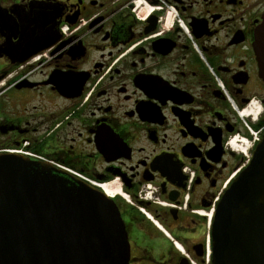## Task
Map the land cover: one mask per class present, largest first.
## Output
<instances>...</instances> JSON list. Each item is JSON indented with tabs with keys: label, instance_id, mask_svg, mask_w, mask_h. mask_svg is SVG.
I'll list each match as a JSON object with an SVG mask.
<instances>
[{
	"label": "flooded vegetation",
	"instance_id": "af4514ba",
	"mask_svg": "<svg viewBox=\"0 0 264 264\" xmlns=\"http://www.w3.org/2000/svg\"><path fill=\"white\" fill-rule=\"evenodd\" d=\"M250 131L264 0H0V153L117 187L128 264H211Z\"/></svg>",
	"mask_w": 264,
	"mask_h": 264
},
{
	"label": "water",
	"instance_id": "95a60500",
	"mask_svg": "<svg viewBox=\"0 0 264 264\" xmlns=\"http://www.w3.org/2000/svg\"><path fill=\"white\" fill-rule=\"evenodd\" d=\"M211 264H264V134L216 204ZM112 198L70 172L0 153V264H128Z\"/></svg>",
	"mask_w": 264,
	"mask_h": 264
},
{
	"label": "bare ground",
	"instance_id": "6f19581e",
	"mask_svg": "<svg viewBox=\"0 0 264 264\" xmlns=\"http://www.w3.org/2000/svg\"><path fill=\"white\" fill-rule=\"evenodd\" d=\"M102 190L104 191V193L108 196H112V194H115V192H117V187H113L112 185H102L101 186Z\"/></svg>",
	"mask_w": 264,
	"mask_h": 264
},
{
	"label": "built area",
	"instance_id": "2783aa9c",
	"mask_svg": "<svg viewBox=\"0 0 264 264\" xmlns=\"http://www.w3.org/2000/svg\"><path fill=\"white\" fill-rule=\"evenodd\" d=\"M79 176H81L82 178H84L82 175L78 174Z\"/></svg>",
	"mask_w": 264,
	"mask_h": 264
}]
</instances>
